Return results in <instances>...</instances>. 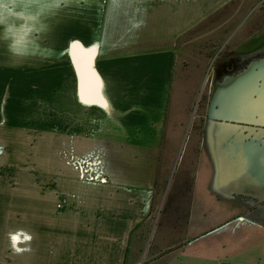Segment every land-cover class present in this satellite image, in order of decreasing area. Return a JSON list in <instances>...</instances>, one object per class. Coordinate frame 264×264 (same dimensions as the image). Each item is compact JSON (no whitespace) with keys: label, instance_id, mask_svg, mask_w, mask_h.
I'll list each match as a JSON object with an SVG mask.
<instances>
[{"label":"crops","instance_id":"crops-1","mask_svg":"<svg viewBox=\"0 0 264 264\" xmlns=\"http://www.w3.org/2000/svg\"><path fill=\"white\" fill-rule=\"evenodd\" d=\"M72 2L73 7L97 8L93 15L92 9L76 15L75 28L80 43L98 47L95 65L112 112L81 103L76 84L58 90L53 130L33 128L29 116L17 118L0 107V206L9 205L15 188L23 187L24 264H133L144 235L137 232L153 210L164 159L171 154L167 128L173 125L176 43L207 17L204 13L213 11L209 7H257L264 0ZM117 13L120 20L112 19ZM258 37L248 41L256 43ZM240 79L218 85L216 91L219 86L226 93L235 91ZM21 130L22 137L16 135ZM242 137L239 132H215L207 148L200 135L194 143L190 196L174 208L179 213L187 203L185 228L166 227L157 238L160 247L173 237L180 242L156 248L146 264H264V213L255 210L264 205V180L250 175L242 152L234 151ZM20 143L32 155L40 150V167L29 159L20 168L10 163ZM189 145L192 156L193 143ZM209 164V180L202 184ZM19 169L24 173L18 175ZM33 170H40V178L33 177ZM4 249L13 257L20 255L9 238Z\"/></svg>","mask_w":264,"mask_h":264},{"label":"rangeland","instance_id":"rangeland-1","mask_svg":"<svg viewBox=\"0 0 264 264\" xmlns=\"http://www.w3.org/2000/svg\"><path fill=\"white\" fill-rule=\"evenodd\" d=\"M73 4L72 0H0L1 111L6 106L17 118L29 116L32 118L33 128L56 129L58 90L61 91L64 87L71 90L76 84L69 58L71 43L79 41L75 16L79 13L88 15L89 9H92L93 15L97 8L73 7ZM209 8L213 11L204 13L208 14L207 17L203 14L204 17L200 20L203 21H199L198 26L180 37L176 43L177 57L170 105L173 125L169 124L167 128V148L171 154L164 159L166 169L161 171L156 185L153 210L145 226L137 232H144V235L137 254L133 255V264L150 262L156 248L160 251L176 242L173 237L172 241H167L164 247H160L163 244H159L157 238L164 228L180 232L185 228L187 203L182 204L179 213H176L175 202L187 201L190 196L194 161L197 157L194 143L201 135L202 116L206 110V101L212 93L214 68L225 55L240 54L247 48L250 51L256 45L264 43L263 2L257 7ZM108 11L110 7H106V13ZM117 14L112 15V19L120 20L119 13ZM107 15L109 12L106 18ZM257 36L259 39L256 43L253 40L248 41V38L255 39ZM81 44L87 48L95 46ZM236 48L242 51H234ZM238 83L240 82L236 84ZM16 135L22 137L23 130L17 131ZM189 143H193L194 147L192 156L189 155ZM23 145L25 144L16 145L10 163L20 168L18 165L29 159L31 165L40 167V150L32 155L29 147ZM38 146L37 144L35 147ZM49 154L52 153L46 155ZM47 157L52 158L50 155ZM187 159H190V166L183 170V163ZM209 166L210 164L203 174L202 184L209 180L205 181V175L212 171ZM21 173L24 171L19 169L18 175ZM30 173L33 177L41 176L40 170ZM14 192L16 198L9 205L0 206V264H24V189L18 185ZM8 238L17 248V254L20 253L19 257L11 256L4 249L7 247ZM178 242L180 240L176 243Z\"/></svg>","mask_w":264,"mask_h":264},{"label":"water","instance_id":"water-1","mask_svg":"<svg viewBox=\"0 0 264 264\" xmlns=\"http://www.w3.org/2000/svg\"><path fill=\"white\" fill-rule=\"evenodd\" d=\"M98 47H85L79 41H73L69 49V58L76 76L77 98L85 105H96L108 113L112 112L110 103L104 94L103 80L96 69ZM238 78L240 83L235 91H223L219 86L210 104L211 117L221 123H241L264 126V60L246 66ZM246 86H245V84ZM249 90V91H248ZM241 145L235 143V152H242V160L247 162L245 170L264 180V140L242 137ZM253 169V171L251 170Z\"/></svg>","mask_w":264,"mask_h":264},{"label":"flooded vegetation","instance_id":"flooded-vegetation-1","mask_svg":"<svg viewBox=\"0 0 264 264\" xmlns=\"http://www.w3.org/2000/svg\"><path fill=\"white\" fill-rule=\"evenodd\" d=\"M264 60V43L262 45H256L247 53L241 54H227L218 62L214 68V82L211 85L212 93L209 100L206 101V110L202 116V131L203 142L206 143V147H211L210 137L215 132H221L227 135L231 132L242 133L243 136L254 140H264V126H255L241 123H221L214 120L211 117L210 103L213 95L216 93V87L222 85L231 80H237L238 76L244 72L247 65ZM262 208L255 207V210L259 213H264V205Z\"/></svg>","mask_w":264,"mask_h":264}]
</instances>
